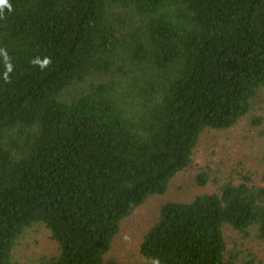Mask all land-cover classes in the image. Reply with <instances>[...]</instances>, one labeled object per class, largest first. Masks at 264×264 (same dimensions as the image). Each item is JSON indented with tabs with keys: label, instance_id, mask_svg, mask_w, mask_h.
Here are the masks:
<instances>
[{
	"label": "trees",
	"instance_id": "16d2710c",
	"mask_svg": "<svg viewBox=\"0 0 264 264\" xmlns=\"http://www.w3.org/2000/svg\"><path fill=\"white\" fill-rule=\"evenodd\" d=\"M9 3L0 264H264V0Z\"/></svg>",
	"mask_w": 264,
	"mask_h": 264
},
{
	"label": "clouds",
	"instance_id": "9594fccd",
	"mask_svg": "<svg viewBox=\"0 0 264 264\" xmlns=\"http://www.w3.org/2000/svg\"><path fill=\"white\" fill-rule=\"evenodd\" d=\"M5 9H7L8 13L13 12L12 4L9 3V0H0V20H5L6 14ZM0 57L3 58V63L5 65V72L3 73V79L5 83H11L9 74L13 71V65L11 63V57L8 55V52L4 48H0ZM29 63L36 67L38 66L41 71H44L52 64L51 57L45 56L43 58L37 56L29 61ZM127 239V237H125ZM151 264H160L159 258H154Z\"/></svg>",
	"mask_w": 264,
	"mask_h": 264
},
{
	"label": "rangeland",
	"instance_id": "374dc122",
	"mask_svg": "<svg viewBox=\"0 0 264 264\" xmlns=\"http://www.w3.org/2000/svg\"><path fill=\"white\" fill-rule=\"evenodd\" d=\"M230 134V133H229ZM233 135V137H234V139L236 140V141H238V139H239V133H233L232 134ZM201 157V161H199V163L200 162H202L203 160H204V157H203V155H201L200 156ZM183 179H184V181H186V184L187 185H183L182 186V190L180 191V196H185V194H189L190 192H192V191H194V190H196V187L194 186V185H191L188 181H189V176L188 175H186L185 173L183 174ZM153 207H155L154 206V204H152L151 206H149L148 207V209L153 213L154 212V208ZM127 239L128 238H130V239H134L133 238V236L129 233L127 236ZM125 240V239H124Z\"/></svg>",
	"mask_w": 264,
	"mask_h": 264
}]
</instances>
